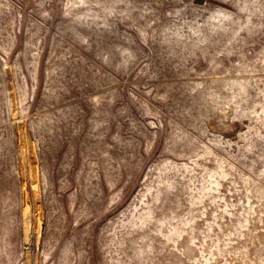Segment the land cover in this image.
<instances>
[{
  "label": "rangeland",
  "instance_id": "1",
  "mask_svg": "<svg viewBox=\"0 0 264 264\" xmlns=\"http://www.w3.org/2000/svg\"><path fill=\"white\" fill-rule=\"evenodd\" d=\"M0 264H264V0H0Z\"/></svg>",
  "mask_w": 264,
  "mask_h": 264
}]
</instances>
